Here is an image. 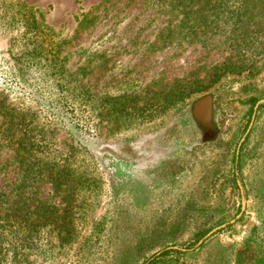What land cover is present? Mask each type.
<instances>
[{"label": "rangeland", "instance_id": "1", "mask_svg": "<svg viewBox=\"0 0 264 264\" xmlns=\"http://www.w3.org/2000/svg\"><path fill=\"white\" fill-rule=\"evenodd\" d=\"M251 98L264 99V0H0L4 115L73 170L28 201V223L46 212L53 227L1 264L165 250L158 264H264V104L247 134ZM11 135L0 162L13 171Z\"/></svg>", "mask_w": 264, "mask_h": 264}, {"label": "trees", "instance_id": "2", "mask_svg": "<svg viewBox=\"0 0 264 264\" xmlns=\"http://www.w3.org/2000/svg\"><path fill=\"white\" fill-rule=\"evenodd\" d=\"M219 77L220 76L216 74L215 78L211 79V82H217L220 79ZM62 80L63 78L59 75L58 81L61 82ZM202 89L203 88H193L186 96ZM83 94L84 93L81 92L80 95H78L80 100L92 101L90 95ZM61 100L62 98L60 101ZM257 102L258 99L256 98H251L247 102L250 104V114L253 112V108ZM263 107L264 106H261V108ZM7 108L9 107H7L6 100H0V116L6 121L5 128H2V125L0 126V141L8 145H14L15 141L13 139H8L10 137L12 138L11 132L20 131L23 132V135L19 143L17 142V148L7 146L14 154L12 165H15V168L13 171L11 170L12 166L9 165L8 162H0V264L9 258L11 252L13 253V260H17L20 257L19 254L25 252L27 249L26 247L31 248V244L29 243L35 240L34 236L38 234L35 227L42 225H51L53 227L50 221L44 223V219L47 218L46 212L38 219V221L42 220V222L28 223V219L31 216L28 201L37 200L39 203H44L40 198L43 183H50L51 188L58 192L63 189L67 182L66 178H69L70 176L68 175H72L73 171L70 170L69 165H65L64 161L57 160V158H52L51 160L45 155V153H47V143L45 144L44 137L43 146H41L39 145L40 143L36 144L31 140L28 128L25 127L23 129L18 127L15 129L13 125L17 124V120L14 121L13 115H11V117L4 115L11 113V110L13 112V108H11V110H6ZM5 110L7 112H2ZM18 122L25 123L22 120ZM5 132H8V135ZM1 146L2 145H0V147ZM41 149H43V160L40 158L41 156L39 157V155L42 154L40 153ZM22 152H26L27 155H22ZM11 172L12 174L10 175ZM48 203L45 202V205H48ZM37 208H41L40 211H42L43 207L40 205ZM27 224H31L33 228L28 229ZM16 236L17 242L14 241ZM8 240H12L13 244L8 243ZM172 254L173 252L165 250L162 252V255H155L146 264H158L165 257ZM240 263L243 264L241 260Z\"/></svg>", "mask_w": 264, "mask_h": 264}, {"label": "water", "instance_id": "3", "mask_svg": "<svg viewBox=\"0 0 264 264\" xmlns=\"http://www.w3.org/2000/svg\"><path fill=\"white\" fill-rule=\"evenodd\" d=\"M207 103H208V105H207L208 107L205 109V111H203L204 114H206V113L209 114V112H210V105H209V104H210V101L207 100ZM262 104H264V99H263V100H260V101L256 104V106H255V108H254V114H253L252 122H251V124H250L249 129L247 130V134L249 133L250 128H251V126H252V124H253V121H254L255 116H256V114H257V111H258V108H259ZM205 112H206V113H205ZM247 134H246V135H247ZM244 140H245V137L242 139V141H241L240 144H239L238 151H237V160H238V157H239V154H240V148H241L242 143H243ZM238 184H239V186L241 187V183H240L239 181H238ZM244 210H245V205H244V203H243V207H242L241 213L239 214L238 217H240V216L242 215V213L244 212ZM234 221H235V220H233L232 222H234ZM223 227H225V225H222V226H219V227L213 229L212 231H210V232L207 234L206 237L211 236L212 234H214V233L217 232L218 230L222 229ZM204 239H205V238H204ZM204 239L200 241V244L204 242ZM168 249H176V250H177L178 248H177V247H170V248H168Z\"/></svg>", "mask_w": 264, "mask_h": 264}]
</instances>
